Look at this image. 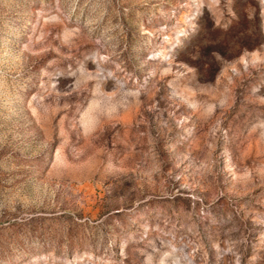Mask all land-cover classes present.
I'll return each mask as SVG.
<instances>
[{
	"label": "rangeland",
	"instance_id": "obj_1",
	"mask_svg": "<svg viewBox=\"0 0 264 264\" xmlns=\"http://www.w3.org/2000/svg\"><path fill=\"white\" fill-rule=\"evenodd\" d=\"M0 264H264V0H0Z\"/></svg>",
	"mask_w": 264,
	"mask_h": 264
}]
</instances>
